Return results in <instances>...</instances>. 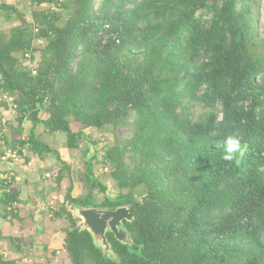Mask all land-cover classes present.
Here are the masks:
<instances>
[{"label":"trees","instance_id":"16d2710c","mask_svg":"<svg viewBox=\"0 0 264 264\" xmlns=\"http://www.w3.org/2000/svg\"><path fill=\"white\" fill-rule=\"evenodd\" d=\"M33 1L43 9L30 22L0 3L17 22L0 29V92L17 107L16 131L29 121L70 149L113 137L84 161V194L71 187L53 212L70 264H264L262 0ZM229 136L240 142L230 161ZM18 145L72 172L34 132ZM122 207L130 240L106 234L112 259L72 210Z\"/></svg>","mask_w":264,"mask_h":264},{"label":"crops","instance_id":"0c3cea01","mask_svg":"<svg viewBox=\"0 0 264 264\" xmlns=\"http://www.w3.org/2000/svg\"><path fill=\"white\" fill-rule=\"evenodd\" d=\"M0 3L14 5L24 12V8L17 3L7 0H0ZM6 104L7 100L0 92V258L15 260L18 264H66V261L70 264L62 247L65 241V222L54 219L52 215L56 208L64 204V195L71 187L75 186V191L80 189V164L84 166V161L93 155V150L87 149L86 143L79 149H70L67 147L65 134H47L42 129L43 126H38L33 131L29 121H24L22 132L18 133L15 111L9 105L5 106ZM32 132L59 154V158L71 168V173L61 172L62 166L57 161L56 154L44 153L39 159L29 145L27 155L21 162L1 159L5 146L19 144L30 137ZM76 168L79 170V177H75ZM7 175L13 177L11 191L17 194L18 199V202L13 203L15 205H6L1 201L7 188L3 176ZM59 177L61 181H57ZM11 239L18 242L13 244Z\"/></svg>","mask_w":264,"mask_h":264},{"label":"water","instance_id":"95a60500","mask_svg":"<svg viewBox=\"0 0 264 264\" xmlns=\"http://www.w3.org/2000/svg\"><path fill=\"white\" fill-rule=\"evenodd\" d=\"M77 211L83 228L92 234L96 246L102 248L103 252L110 257L114 255L107 241L108 232H111L119 242L127 243L130 240L129 233L123 228V222H131L133 217L126 207L114 211L100 209H78Z\"/></svg>","mask_w":264,"mask_h":264},{"label":"rangeland","instance_id":"374dc122","mask_svg":"<svg viewBox=\"0 0 264 264\" xmlns=\"http://www.w3.org/2000/svg\"><path fill=\"white\" fill-rule=\"evenodd\" d=\"M8 2H10V3H14V4H16L17 3V0H7ZM21 2V3H20ZM63 3L65 4V3H69V0H63ZM17 5H20L22 8H24V13H25V15H26V19H27V21L28 22H30V21H32V19H31V15H32V12L33 11H36V10H41V9H43V7H38V5H35L34 4V1L33 0H19V2L17 3ZM262 5H264V0H262ZM46 6H48V5H46ZM46 6H44V7H46ZM64 19H65V17H64ZM19 23V22H18ZM257 28L259 29V31H260V34H261V36H262V34H263V32H264V10L262 9V10H260L259 11V13H258V18H257ZM17 25V22H8V21H6V19H5V16L4 17H0V29L1 28H6L7 30H11L12 28H14V26H16ZM196 112H198V111H196ZM42 129H44V127H42ZM118 132H119V134L121 135V137H123V138H127V137H129V131L127 130V129H125V128H120L119 130H118ZM45 133H47L46 131H45ZM47 134H49V133H47ZM92 138H93V140H97L100 144L98 145V147L97 146H95L96 147V149H95V147H94V150H93V153L94 154H96V151H100L101 153H100V157L102 156V154H103V148H105L107 145H108V143H109V141L110 140H112L113 141V137H112V134H109V133H103V135H100L99 133H95V134H93L92 135ZM91 142H87L86 143V148L88 149L89 147H90V149L92 148L91 147V144H90ZM92 150V149H91ZM87 154V153H86ZM87 156H88V154H87ZM77 166V165H76ZM80 168H81V170L84 168V166H82L81 164H80ZM79 170L76 168L75 169V177L76 176H78L79 177V172H78ZM106 171V170H105ZM73 172V173H74ZM106 185L108 186V187H110V189H109V191H108V194H110V196H114V194H115V190H114V188H113V184H112V182L109 180V179H107L106 178ZM75 189V186L74 187H72V195L74 196V197H76V196H82L83 194H84V190H83V186H82V183H81V186H80V189L79 190H74ZM65 194H66V192H65ZM59 198H60V196H59ZM64 198H65V195H64ZM98 198H99V200H102L103 199V196L101 195V194H99V196H98ZM57 205V204H56ZM72 213H73V215H74V217L77 219V218H80L79 217V214H78V211L77 210H72ZM79 225H81L82 224V222L81 221H79V223H78ZM67 227V225H65L64 224V227ZM63 248L65 247V241H64V244H63V246H62ZM65 255H67L68 256V254H67V252L65 251V253H64V256ZM112 256V255H111ZM110 258H112V259H114L115 257L114 256H112V257H110ZM67 263L66 264H69L68 263V261H66ZM70 262V261H69ZM62 264H65V262L64 263H62Z\"/></svg>","mask_w":264,"mask_h":264},{"label":"built area","instance_id":"2783aa9c","mask_svg":"<svg viewBox=\"0 0 264 264\" xmlns=\"http://www.w3.org/2000/svg\"><path fill=\"white\" fill-rule=\"evenodd\" d=\"M27 58L29 55L26 56ZM36 74V72H35ZM7 102L9 103V106L15 111L17 107L13 104V99L5 96ZM28 149L27 147H21V146H15V148L10 147V146H5L3 150V154L1 156L2 160L5 161H10L13 163H19L23 160V158L27 155ZM49 177V175H47ZM3 180L5 181L6 184V192L10 193L11 192V187L13 183V177L10 175L3 176ZM15 205V204H14ZM11 211V209H9Z\"/></svg>","mask_w":264,"mask_h":264},{"label":"clouds","instance_id":"9594fccd","mask_svg":"<svg viewBox=\"0 0 264 264\" xmlns=\"http://www.w3.org/2000/svg\"><path fill=\"white\" fill-rule=\"evenodd\" d=\"M226 151L223 155L224 160H232L233 154L240 151V142L237 138L229 136L226 141Z\"/></svg>","mask_w":264,"mask_h":264}]
</instances>
